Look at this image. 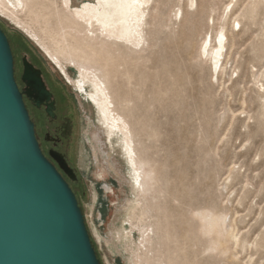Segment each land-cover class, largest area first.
I'll use <instances>...</instances> for the list:
<instances>
[{"label": "rangeland", "instance_id": "1", "mask_svg": "<svg viewBox=\"0 0 264 264\" xmlns=\"http://www.w3.org/2000/svg\"><path fill=\"white\" fill-rule=\"evenodd\" d=\"M189 4L153 0L146 49L116 53L125 54L120 70L132 77L124 90L133 116L146 126L139 147L156 162L161 178L146 221L157 223L162 240L156 237L150 249L141 245L146 223L139 221L142 206L134 209L138 195L118 157L120 145L115 142L111 151L97 141L99 116L69 85L81 107L76 164L85 193L78 198L101 264H264V0ZM0 26L16 41L19 58L34 59L35 52L62 78L1 14ZM223 26L225 65L213 76L201 46ZM70 75L79 76L73 69ZM205 208L226 216L230 233L223 253L212 248L211 235L202 234L195 212ZM119 228L128 237L117 235Z\"/></svg>", "mask_w": 264, "mask_h": 264}, {"label": "bare ground", "instance_id": "2", "mask_svg": "<svg viewBox=\"0 0 264 264\" xmlns=\"http://www.w3.org/2000/svg\"><path fill=\"white\" fill-rule=\"evenodd\" d=\"M152 1L82 0L77 4V0H0L1 16L9 19L39 48L74 86L81 100H87L95 108L102 135L97 141L111 151L115 149V142L120 145L118 157L128 167L126 179L138 195L134 209L142 206L139 221L146 223L141 228V245L145 249H150L156 237L162 240L157 223L146 221L150 200L158 201L155 193L161 191V178L156 162L145 156V148L139 147L138 136H142L146 126L142 119L133 116L132 100L124 90L132 77L120 70L122 65L126 66L125 54L117 56L116 53L125 48L126 53L140 54L146 49V25ZM187 1L192 6L195 0ZM180 12L184 14L181 8ZM226 40L223 26L215 39L211 36L201 46V54L209 57L213 76L225 65ZM72 69L78 72V78H72ZM119 78L124 79V85ZM95 145L94 142V148ZM108 167L118 173L115 166ZM121 178L125 180V175ZM195 215L201 222L202 234L211 235L212 248L223 253L230 233L226 216L206 208L196 211ZM122 229H116V234L128 237L125 228Z\"/></svg>", "mask_w": 264, "mask_h": 264}, {"label": "water", "instance_id": "3", "mask_svg": "<svg viewBox=\"0 0 264 264\" xmlns=\"http://www.w3.org/2000/svg\"><path fill=\"white\" fill-rule=\"evenodd\" d=\"M25 65L23 81L33 68ZM24 93L0 26V264H101L74 190L41 150Z\"/></svg>", "mask_w": 264, "mask_h": 264}, {"label": "flooded vegetation", "instance_id": "4", "mask_svg": "<svg viewBox=\"0 0 264 264\" xmlns=\"http://www.w3.org/2000/svg\"><path fill=\"white\" fill-rule=\"evenodd\" d=\"M9 37V36H8ZM10 38V37H9ZM14 54V73L31 119L43 154L54 164L74 190L77 198L85 193L84 177L76 164L81 136V107L66 79L57 73L33 52L18 56L16 41L10 38ZM33 68L28 79L25 62ZM69 84V85H68ZM72 169L71 173L68 170ZM79 200V198H78Z\"/></svg>", "mask_w": 264, "mask_h": 264}]
</instances>
